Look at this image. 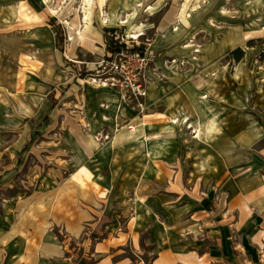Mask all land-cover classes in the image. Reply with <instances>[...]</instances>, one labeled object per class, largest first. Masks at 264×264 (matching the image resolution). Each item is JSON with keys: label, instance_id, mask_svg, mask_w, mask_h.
Segmentation results:
<instances>
[{"label": "rangeland", "instance_id": "374dc122", "mask_svg": "<svg viewBox=\"0 0 264 264\" xmlns=\"http://www.w3.org/2000/svg\"><path fill=\"white\" fill-rule=\"evenodd\" d=\"M23 3L44 17L41 26L29 28L23 23ZM149 6L154 9L147 10ZM52 9L58 10L57 14L52 15ZM107 13L109 21L105 23L100 0H0V220L14 232L20 224L29 245L49 234L64 248H75L74 253L66 254L69 264H93L97 256L92 255V241L98 232L90 234L88 249L82 247V237L93 228L97 216L102 218L100 225H111L113 238L117 231L128 230L133 212L138 215L141 242L136 248L129 242L123 255L132 264H157L159 250L178 239L174 234L179 230L176 226L171 233L167 231L170 222L164 221L162 206L150 209L144 198L148 194L169 198L165 189L177 176L175 167L179 170L180 160L184 171L178 175L190 191L198 185L196 196L210 201L216 181L210 174L202 179L199 175L203 174L191 167V150L200 147V140L195 139L196 129L188 127L192 125L190 116L176 112L158 118L154 113L163 112L164 105L153 107L148 98L144 101L148 109L141 114L134 109L136 100L102 85L96 66L110 36L104 29L117 30L115 35L129 42L139 40L153 49L161 62L159 68L152 64L157 73L153 78L166 87L180 83L184 72L200 69L201 62L209 64L206 56L210 48L217 44L220 50L226 38L232 37L229 48L233 49L220 59L219 70H225L223 65L233 57L236 97H241L238 89L243 88L252 101L253 95L264 89V0H110ZM222 15L233 17V22ZM122 20L129 22L122 24ZM52 24L63 30V51ZM83 30L102 39L103 44L93 51L82 47L78 36ZM136 32L143 35L130 38ZM247 33L254 37L243 39ZM71 37L73 41H69ZM191 41L200 52H194V47L183 48ZM237 48L243 52L240 59L232 54ZM249 110L253 117L260 116V109L253 106ZM173 119L178 123L172 124ZM168 126L176 132L175 138L151 144L143 140L146 134ZM164 153L173 161L167 165L171 166L170 181L163 180L162 172L155 173L150 162ZM244 158L238 155L236 164ZM82 167L91 171V180L80 174ZM135 181L139 184H133ZM173 189L184 191L176 186ZM195 201H190L181 218L203 206ZM74 216H80L82 228L70 239L75 228L69 220ZM189 224L197 234L201 231L198 220ZM184 240L181 243L189 244V249L213 245L204 232Z\"/></svg>", "mask_w": 264, "mask_h": 264}, {"label": "crops", "instance_id": "0c3cea01", "mask_svg": "<svg viewBox=\"0 0 264 264\" xmlns=\"http://www.w3.org/2000/svg\"><path fill=\"white\" fill-rule=\"evenodd\" d=\"M221 17L232 22L234 19L225 15ZM214 18L217 20L218 16ZM231 38H226L227 43L220 50L214 44L206 56L210 63L201 62L200 69L184 72L180 83L168 87L157 85L153 78L157 73L152 69L148 71L151 78L149 103L153 107L164 105L165 108L163 112L159 111L154 115L163 118L174 116L178 112L190 116L189 122L192 121V126L196 129L193 133H198V138L195 139L200 140V147L191 150L194 151V154H190L193 157L191 167L195 172L203 174L199 175L202 179L207 178L205 174H210V178L216 181L215 191L210 193V201L209 198L207 200L203 196H196L198 185L190 191L186 182L178 175L184 171L180 160L179 170L178 166L175 167L177 176L171 184H167L168 190L165 189L169 198L161 194L157 198H152L153 195L150 194L144 198L150 209L155 205L162 206L161 209L166 214L164 221L170 222L167 231L171 233L176 226L179 230L174 234L178 239L170 240L169 245L159 250L157 264H264V89L256 92L252 101L243 88L238 89L241 97H236L235 80L231 72L235 64L233 57L228 58L226 65H223L225 70H219L220 59L229 55L233 49L229 48ZM159 63L160 60L155 62L158 68ZM253 106L254 109L261 110L260 116H252L249 109ZM236 109L239 111L236 112ZM158 141L161 140L152 142ZM165 153L161 159L153 157L150 160L153 171L163 173V180L170 177L168 170L171 166L168 168L167 165L173 162L167 159ZM238 155L245 158L236 164ZM133 184L139 183L135 181ZM175 186L184 191L172 190ZM138 195L139 193L136 202L140 199ZM192 199L196 200L195 203H203V206L193 211L190 217L181 218L180 215L188 209L187 205L191 204ZM172 206L180 207L172 210ZM134 214L131 212L128 230L124 233L117 231L118 234L113 238L111 225L107 222L100 225L102 218L97 216L93 228H89L90 231L82 237V247L88 249L91 248L88 245L92 241L90 234L92 231L98 232L96 240L92 241V255L97 256L93 264H132L123 253L129 242L134 248L141 242L140 233L137 232L140 223L138 215L135 217ZM178 215L179 220L176 219ZM80 220V216L69 220L75 228L70 239L81 232ZM194 220H198L201 225L198 234L196 228L189 224ZM2 221L0 220V264H69L70 257L66 254L68 251L74 253L75 248H64L49 234L42 235L38 241L29 245L27 233L21 232L20 224L19 230L14 232L10 225ZM203 232L211 237L212 246L205 248L194 245L193 249H189V244L181 243L194 235L199 237ZM30 237L35 238L33 234Z\"/></svg>", "mask_w": 264, "mask_h": 264}, {"label": "built area", "instance_id": "2783aa9c", "mask_svg": "<svg viewBox=\"0 0 264 264\" xmlns=\"http://www.w3.org/2000/svg\"><path fill=\"white\" fill-rule=\"evenodd\" d=\"M114 38L125 43L126 48L116 53L105 52L96 66L98 79L103 86L117 88L120 92L136 100L134 109L144 114L148 109V105L144 101L149 97V82L151 81L148 71L150 68L156 69L152 64H155L159 56L151 48L144 47L143 50H133L134 46L143 47V42L139 40L129 42L118 34L114 35ZM91 79L93 82L98 80Z\"/></svg>", "mask_w": 264, "mask_h": 264}, {"label": "bare ground", "instance_id": "6f19581e", "mask_svg": "<svg viewBox=\"0 0 264 264\" xmlns=\"http://www.w3.org/2000/svg\"><path fill=\"white\" fill-rule=\"evenodd\" d=\"M86 1H88V0H86ZM44 2L48 3L49 0H44ZM109 2H110V0H100V10L103 14V21L105 23H107L109 21V14L107 13V7L109 5ZM137 6H141V4L137 5ZM152 9H154V7L149 6L147 10H152ZM21 12H22V16H23L22 21L24 24H27L29 26V28L41 26L43 24L44 17L39 12L35 11L28 3L21 4ZM51 12H52V15H54V14H57L58 10L52 9ZM224 12L225 11H223V13ZM128 16H130V15H128ZM128 22H129V20H122L121 21L122 24H126ZM212 25H214V24L212 23ZM142 26H144V24H142ZM179 29H180V26H178L174 30L178 31ZM262 31H264V26L262 27ZM141 35H143V32L142 33L136 32L135 34H131L130 38L138 39ZM253 37H254V35H252V33H247L244 38H245V40H250ZM73 40H74L73 37H71L69 39V41H73ZM78 40H79V44L82 47H84L85 49L90 50V51H93L95 49V47L97 46V44H103L102 39L91 35L89 32H87L85 30L79 32ZM193 47H194V52H200L201 51V49L195 48L196 45L193 44V41H191L190 43H187L186 45L183 46L184 49H190ZM171 123L177 124L178 120L173 119V120H171ZM143 124L146 125L147 123L144 122ZM170 126L166 127V129H164V130L155 131L153 133L146 134L144 136L143 140L145 142H152L154 140H165V139L175 138L177 136L176 132ZM188 127L193 128L192 125H189ZM80 174L85 175L89 180H91V178H92L91 171H89L86 167H82V169L80 170ZM80 181L82 182V184H84L83 180H80ZM189 230H190V232H193L192 229H189Z\"/></svg>", "mask_w": 264, "mask_h": 264}, {"label": "trees", "instance_id": "16d2710c", "mask_svg": "<svg viewBox=\"0 0 264 264\" xmlns=\"http://www.w3.org/2000/svg\"><path fill=\"white\" fill-rule=\"evenodd\" d=\"M53 25V24H52ZM55 26L56 28V34H57V39H58V45L60 47V49L63 51V44H64V33H63V30L61 28L60 25H53ZM117 32V30H114L113 32H111V30H108V29H104V33H108L110 36L109 37H106V51H110V52H113V53H116V52H119L121 51L122 49L126 48V45L125 43L121 42L120 39H115L114 38V35L115 33ZM113 34V36H112ZM133 50H136V49H140V50H143L144 49V46L139 48L137 46H134L132 47ZM242 51L237 48L235 49L232 54L234 55V57L236 59H240L241 56H242Z\"/></svg>", "mask_w": 264, "mask_h": 264}]
</instances>
